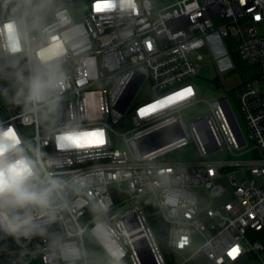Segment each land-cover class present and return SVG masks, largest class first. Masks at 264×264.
Segmentation results:
<instances>
[{
  "label": "built area",
  "instance_id": "obj_1",
  "mask_svg": "<svg viewBox=\"0 0 264 264\" xmlns=\"http://www.w3.org/2000/svg\"><path fill=\"white\" fill-rule=\"evenodd\" d=\"M78 1L87 7L82 17L54 5L44 23L34 32L28 29L22 63L53 44L60 54L64 87L58 90L54 123L25 121L12 104L3 119L41 146L51 157L49 170L71 185L55 219L41 221L45 235L28 244L24 264H89L90 256L111 264H169L144 207L116 211L144 196L167 223L172 252L190 248L195 236L202 239L182 264L199 256L211 264H264V0H171L161 8L152 0H135V10H122L115 0L116 7L103 13L94 11L95 0ZM14 7L20 11L14 15L28 26L23 0H0V22ZM232 50L250 68L235 88L246 134L227 97L186 124L182 111L198 99L192 82L198 59L208 54L227 65ZM144 83L151 97L135 103ZM0 85L7 86V81L0 80ZM187 88L191 96L138 115L145 106ZM161 125L171 129L163 138L167 142L143 152L162 139L145 138ZM96 130L104 133L100 146L57 145L58 135ZM190 138L197 160H161ZM226 149L231 152L227 158H208ZM239 170H250L253 177L237 179ZM197 187L216 199L213 206L200 208ZM116 194L124 196L121 203ZM168 197L179 201L175 210L166 204ZM182 239L188 244H180ZM232 248L239 249L234 257L229 255ZM9 260L0 254V264Z\"/></svg>",
  "mask_w": 264,
  "mask_h": 264
},
{
  "label": "clouds",
  "instance_id": "obj_2",
  "mask_svg": "<svg viewBox=\"0 0 264 264\" xmlns=\"http://www.w3.org/2000/svg\"><path fill=\"white\" fill-rule=\"evenodd\" d=\"M15 12L14 8L13 14L0 22V80L7 81V86L0 85V94L20 108L25 121L40 118L54 123L58 90L64 87L60 54L53 44L39 57L22 63L29 48L28 26ZM149 134L163 139L171 134V129L155 126ZM68 136L58 135L57 145H67ZM50 159L41 146L22 136L14 123L0 119V254L10 258L9 264H24L28 244L36 236L45 235L41 221L55 219L59 201L71 186L49 170ZM178 203L174 197L166 199L173 210ZM179 243L186 245L188 240Z\"/></svg>",
  "mask_w": 264,
  "mask_h": 264
},
{
  "label": "rangeland",
  "instance_id": "obj_3",
  "mask_svg": "<svg viewBox=\"0 0 264 264\" xmlns=\"http://www.w3.org/2000/svg\"><path fill=\"white\" fill-rule=\"evenodd\" d=\"M171 0H152V3L157 7L161 8ZM25 11L27 13L28 19V29L31 32H34L38 25L44 23L47 15L54 11L53 6L56 5L57 8L67 7L72 15L75 18L82 17L86 11V5L78 0H23ZM16 13H20L17 7ZM221 20H216L217 23H220ZM199 68L197 76L192 78V82L197 91V100L187 105L182 111V117L184 122L188 124L191 120L198 118L199 116H203L207 114L211 109V103L222 98L227 97L236 116L238 122L246 134L247 126L244 116L242 115L239 104L236 98L237 86L239 85L241 78H246V74L249 71V67L246 73L243 75L239 71L238 67H236L235 61L232 59L231 62L225 65V62L219 63V61L209 56L208 54H204L201 59H198ZM217 79V82L215 81ZM255 86L260 87L256 81L253 82ZM236 88V89H235ZM151 97L150 94V86L148 83H144L135 97V103L144 101ZM10 103L5 100L2 94H0V119H5L10 115L8 110V106ZM30 129V134L33 133V128ZM231 155L229 150H222L219 153L211 155L208 158L211 159H223L227 158ZM199 154L197 152L196 145L192 138L187 145L180 147L171 153H168L164 157H162V161H194L199 158ZM237 179H242L244 177H253V174L250 170L245 171H237L236 172ZM122 186L125 188L126 184L123 182ZM196 196L198 198V203L200 208L205 209L213 206L215 204V200L213 199L207 190L203 187H197L194 189ZM115 199L118 203L123 201L124 196L122 194H116ZM135 204H141L145 209V205H154L157 209L156 212L160 214V210L156 206V204L151 200L149 196H144L140 200H130L126 203L119 205L116 211L128 209L133 207ZM161 215V214H160ZM155 233V231H154ZM156 237L160 244V247L165 255L166 260L169 264H182L186 257L190 256L195 252L197 247L201 244L202 239L198 236H195L193 245L190 248H187L183 252H172L171 249L167 245V229L165 230V237L162 235H158ZM89 264H111L109 260L101 256H90Z\"/></svg>",
  "mask_w": 264,
  "mask_h": 264
},
{
  "label": "snow or ice",
  "instance_id": "obj_4",
  "mask_svg": "<svg viewBox=\"0 0 264 264\" xmlns=\"http://www.w3.org/2000/svg\"><path fill=\"white\" fill-rule=\"evenodd\" d=\"M93 7L95 12L103 13L106 10L114 9L116 7V3L115 0H95ZM120 8L122 10L127 8H132V10H135V5L133 0H120ZM149 47H151V45H149ZM191 95V88L184 89L174 95L168 96L148 106H145L139 110L138 115L144 117L148 114L155 113L158 110L163 109L179 100H183ZM66 139L68 141V145H75L77 147H93L100 146L105 143L104 133L99 130L84 132L78 135H70L66 137ZM238 252V248H232L229 252V255L234 257L236 254H238Z\"/></svg>",
  "mask_w": 264,
  "mask_h": 264
},
{
  "label": "trees",
  "instance_id": "obj_5",
  "mask_svg": "<svg viewBox=\"0 0 264 264\" xmlns=\"http://www.w3.org/2000/svg\"><path fill=\"white\" fill-rule=\"evenodd\" d=\"M35 1H39V0H35ZM1 8H3L5 12L9 11V9L6 6H3ZM231 53H232V58L236 63V67H238L241 74L244 75L249 66L241 59V57L239 56L236 50H232ZM215 81L217 82V79ZM145 209H146L147 219L151 224L153 231H155V233H157L158 235H162L165 237V230L167 229V223L162 219L161 215L156 212L157 208L154 205H145ZM207 263H209V260L206 256H199L190 260L185 264H207Z\"/></svg>",
  "mask_w": 264,
  "mask_h": 264
},
{
  "label": "water",
  "instance_id": "obj_6",
  "mask_svg": "<svg viewBox=\"0 0 264 264\" xmlns=\"http://www.w3.org/2000/svg\"><path fill=\"white\" fill-rule=\"evenodd\" d=\"M158 134H153V135H149L145 138H154L155 136H157ZM143 139H141L142 141ZM168 139H155L154 142L152 143V146H150V148L148 149H143L142 151L145 152L147 150H150V149H153V148H156L160 145H162L163 143L167 142Z\"/></svg>",
  "mask_w": 264,
  "mask_h": 264
},
{
  "label": "crops",
  "instance_id": "obj_7",
  "mask_svg": "<svg viewBox=\"0 0 264 264\" xmlns=\"http://www.w3.org/2000/svg\"><path fill=\"white\" fill-rule=\"evenodd\" d=\"M207 264H211V263H207Z\"/></svg>",
  "mask_w": 264,
  "mask_h": 264
}]
</instances>
